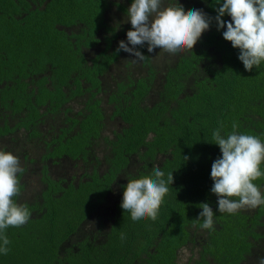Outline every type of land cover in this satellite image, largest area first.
<instances>
[{"label": "trees", "instance_id": "1", "mask_svg": "<svg viewBox=\"0 0 264 264\" xmlns=\"http://www.w3.org/2000/svg\"><path fill=\"white\" fill-rule=\"evenodd\" d=\"M131 2L0 0V149L24 168L14 199L30 212L26 224L5 230L10 251L0 264H258L264 257V205L220 213L210 191L221 155L212 133L221 123L222 135L236 123L264 142V61L246 71L213 19L191 50L149 53L145 44L137 50L146 59L133 63L117 52L131 29ZM217 2L177 0L213 18ZM155 166L173 183L155 221H133L120 207L123 186ZM253 183L264 194V176ZM201 203L215 213L211 230L200 227L202 218L194 222Z\"/></svg>", "mask_w": 264, "mask_h": 264}, {"label": "clouds", "instance_id": "2", "mask_svg": "<svg viewBox=\"0 0 264 264\" xmlns=\"http://www.w3.org/2000/svg\"><path fill=\"white\" fill-rule=\"evenodd\" d=\"M215 11L217 15L213 18L202 9L186 12L177 0L174 3L132 0L125 21L131 24V29L126 32L127 42H118L117 52L129 53L134 57L132 62L136 63L146 59L137 50V46L144 47L145 44L149 53L157 48L172 55L183 49L191 50L214 19L218 31L225 29L223 39L231 42L234 49H239L238 59L244 69L252 71L254 67H259L264 61V0H223ZM226 14L230 21L222 19ZM237 128L238 125L233 123L232 131L222 135L221 123L220 128L212 133L213 143L218 145L221 155L211 165L213 184L210 191L217 197V211L220 213L235 214L245 207L264 205V194L253 183L264 176L261 171L264 142L258 136L239 133ZM187 159L184 157V160ZM23 172L19 158L0 149V254L3 255L10 251V240L5 230L9 226L20 227L30 219L28 207L14 199L20 193L18 174ZM164 176L160 167L155 166L152 175L127 180L120 207L130 213L133 221L157 219L159 207L169 192L168 185L173 183L172 173L167 179ZM199 207L202 211L194 222L198 223L202 218L200 227L213 229L215 213L212 208L208 203H201ZM120 238L125 239L123 233ZM258 264H264V257L258 258Z\"/></svg>", "mask_w": 264, "mask_h": 264}, {"label": "rangeland", "instance_id": "3", "mask_svg": "<svg viewBox=\"0 0 264 264\" xmlns=\"http://www.w3.org/2000/svg\"><path fill=\"white\" fill-rule=\"evenodd\" d=\"M113 8H114L113 11H115V10H116L115 7H113ZM86 95H88V94H86ZM69 105H71V103H70ZM80 106H81V105H80ZM80 108H83V107H80ZM188 256H189V253H188L187 251H182V252H181V256H180V258H181V260H184V259H186ZM185 261H186V260L182 261L180 264H184Z\"/></svg>", "mask_w": 264, "mask_h": 264}, {"label": "flooded vegetation", "instance_id": "4", "mask_svg": "<svg viewBox=\"0 0 264 264\" xmlns=\"http://www.w3.org/2000/svg\"><path fill=\"white\" fill-rule=\"evenodd\" d=\"M261 245H263L264 246V239L262 240V244ZM260 247H262V246H260ZM263 248V247H262ZM264 249V248H263Z\"/></svg>", "mask_w": 264, "mask_h": 264}]
</instances>
